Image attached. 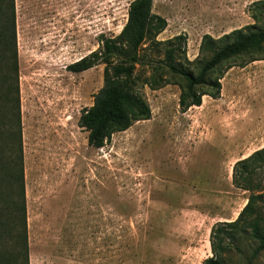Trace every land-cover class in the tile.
I'll use <instances>...</instances> for the list:
<instances>
[{
    "label": "rangeland",
    "instance_id": "obj_1",
    "mask_svg": "<svg viewBox=\"0 0 264 264\" xmlns=\"http://www.w3.org/2000/svg\"><path fill=\"white\" fill-rule=\"evenodd\" d=\"M133 1L15 0L29 264H202L213 226L235 221L247 204L232 169L264 148V61L234 67L219 99L186 113L180 88L152 91L144 70L135 89L151 119L89 147L78 123L105 66L67 67L118 36ZM256 1L154 0L168 24L158 40L185 35L192 62L205 35L264 30V17L256 23L250 12ZM256 181L264 185V169ZM257 211L264 229V203ZM239 248L225 264L246 263L250 247Z\"/></svg>",
    "mask_w": 264,
    "mask_h": 264
},
{
    "label": "trees",
    "instance_id": "obj_2",
    "mask_svg": "<svg viewBox=\"0 0 264 264\" xmlns=\"http://www.w3.org/2000/svg\"><path fill=\"white\" fill-rule=\"evenodd\" d=\"M153 3L134 0L121 33L102 37L98 50L67 67L78 74L105 66L104 85L78 123L88 133L91 148L102 149L115 134L151 119L148 101L135 89L140 72L149 73L143 86L152 91L178 86L180 110L186 113L201 107L205 97L219 99L222 80L231 69L264 61V30L251 25L218 39L205 35L198 57L190 62L185 35L158 40L168 24L153 13ZM250 12L259 23L264 0L251 4ZM19 78L15 0H0V264H29ZM263 169L264 148L233 166V186L249 198L235 221L213 226L212 255L202 264H225V254L243 242L251 252L245 264H254L264 252V229L257 215L264 185L256 181Z\"/></svg>",
    "mask_w": 264,
    "mask_h": 264
},
{
    "label": "crops",
    "instance_id": "obj_3",
    "mask_svg": "<svg viewBox=\"0 0 264 264\" xmlns=\"http://www.w3.org/2000/svg\"><path fill=\"white\" fill-rule=\"evenodd\" d=\"M245 158V157H244ZM217 182H218V180H217ZM228 216H230L229 214L228 215H226V217H228ZM225 217V216H224Z\"/></svg>",
    "mask_w": 264,
    "mask_h": 264
}]
</instances>
